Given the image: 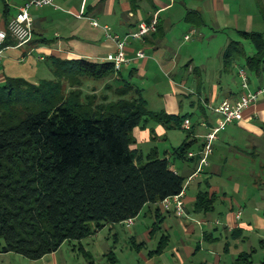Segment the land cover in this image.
<instances>
[{"label":"crops","instance_id":"0c3cea01","mask_svg":"<svg viewBox=\"0 0 264 264\" xmlns=\"http://www.w3.org/2000/svg\"><path fill=\"white\" fill-rule=\"evenodd\" d=\"M26 1L0 0V31L5 30ZM54 3L58 9L31 11L33 37L27 44L2 48L0 84L7 78H21L32 84L46 81L38 79L52 74V62L56 60L103 63L115 46L101 30L92 27L90 20L109 26L123 37L140 23L157 17L158 32L144 42L130 45L127 51L130 63L119 71L118 77L106 82L104 89L114 94L117 83L128 81L144 92L134 82L146 80L150 72L152 76L167 77L171 91L158 93L163 105L150 111L190 121V153H198L205 136L223 121L211 108L225 100L234 102L243 94L240 70L246 72L251 90L264 86V65L258 74L250 73L245 60L255 53L244 50L248 41L244 34L264 37V0H54ZM232 43L240 45L242 55L225 70L224 52ZM184 44H188V49L181 53ZM210 45L216 47L215 57L209 54L199 57V53L190 50ZM141 51L145 57L139 59L136 54ZM211 63L214 65L210 66ZM249 76L256 78L252 82ZM150 79L153 78L147 80ZM150 122L146 128H136L132 133L131 148L144 157L140 144L161 138L168 142L169 134L176 130L172 124H158L156 120L153 123L157 122V127L148 130ZM170 148L162 158L167 157L173 171L188 181L183 190L184 216L178 217L173 209L161 212L160 230L166 234L163 237L168 242L175 232L180 238L169 250L174 263L187 264L191 257L204 252L210 257L201 264H234L242 254L249 256L246 264H252L257 250L264 254V97L245 110L240 121L229 123L218 132L208 165L201 172H197L195 158L178 160L171 156L177 148ZM153 150L160 154L157 148ZM200 192H206L212 199L208 211H195ZM156 208L149 206L144 216L155 219ZM154 253L142 254L144 264H162ZM223 257L230 259L223 261ZM231 259L234 262H229Z\"/></svg>","mask_w":264,"mask_h":264},{"label":"trees","instance_id":"16d2710c","mask_svg":"<svg viewBox=\"0 0 264 264\" xmlns=\"http://www.w3.org/2000/svg\"><path fill=\"white\" fill-rule=\"evenodd\" d=\"M244 36L255 48L245 66L258 74L264 37ZM7 46L17 42L8 37L2 47ZM241 55L240 45L230 44L224 69ZM51 67L52 80L7 78L0 84V253L36 261L67 241L135 220L147 206H157L151 233L160 230L162 202L180 195L186 179L156 150L144 157L132 149V133L151 120L183 129L186 139L171 156L185 160L192 147V130L183 128L186 118L150 111L142 91L128 81L117 83L116 101L104 97L97 104L95 96L84 97L85 81L119 76L110 63L56 60ZM211 203L200 192L195 211H208ZM162 238L158 254L167 244ZM248 257L242 254L234 264H246Z\"/></svg>","mask_w":264,"mask_h":264},{"label":"rangeland","instance_id":"374dc122","mask_svg":"<svg viewBox=\"0 0 264 264\" xmlns=\"http://www.w3.org/2000/svg\"><path fill=\"white\" fill-rule=\"evenodd\" d=\"M244 44V50L247 53H255V48L251 42L247 41ZM187 47L188 44H184L180 50L181 53L185 52V50L188 49ZM190 50L192 53H199V57H205L208 54L215 57L214 54L216 47L215 45H210L209 47L197 49L190 48ZM213 65L214 64L212 63L210 64V66ZM231 73H229V75ZM48 75L49 76H41L38 80H52V74L50 73ZM152 75L154 74L150 72L147 79L148 77L153 79L141 80L140 82H134V84L139 85L144 90V92H142V96L149 102L148 109L157 110L163 105V101L158 97V93L160 95H164L166 92L171 91V88L167 77ZM255 78L256 77L249 76V79L252 82ZM108 81L110 82L111 79L85 83L82 88L83 96H95V102L97 104L104 102L103 97H108L109 102L116 101L117 98L114 94H110L104 89V85L106 86V84L109 83ZM130 84L132 83L130 82ZM93 87L94 89H92ZM153 121L154 120H151L149 126L147 127L148 130L153 128L155 129L157 127V122L153 123ZM169 137L170 141L168 142H165L164 140L162 141L161 138L158 139L157 142H143L139 147L143 151L145 157L152 151V149L157 148L160 153L159 156L162 158L167 148L171 149L170 147L172 146L178 148L182 144V141L186 138V132L183 129H176L169 134ZM186 182L188 183L187 180ZM147 212L148 207L141 212V214L135 219L134 225L130 228H127L125 223L107 225L81 241L65 242L57 252L49 254L36 261L29 260L14 253H0V264H113L114 258L116 261L115 264H144L142 254L148 255L150 251L155 252L154 257H157L160 263L175 264L171 258L172 256L169 253V250L177 244L180 238L175 232L174 234L172 233V237H174L169 240L172 242L168 241L167 246L162 249V252L160 254L156 253L162 246V237L166 234L161 230H157L154 233H147L148 230L152 231V225L155 221L153 217L149 218L144 216ZM145 233H147V235ZM209 257L210 256L206 255L204 252H200L197 256L191 257L187 264H201L202 262L208 261ZM229 259V257H223V261ZM233 259L229 262H234ZM252 264H264V254L262 250H257L256 254H254Z\"/></svg>","mask_w":264,"mask_h":264},{"label":"built area","instance_id":"2783aa9c","mask_svg":"<svg viewBox=\"0 0 264 264\" xmlns=\"http://www.w3.org/2000/svg\"><path fill=\"white\" fill-rule=\"evenodd\" d=\"M47 7H53L58 9L54 3V0H29L26 1L20 8L17 15L9 22L7 29L0 31V55L2 46L8 37L17 42V46L27 44L33 37V23L30 13L32 10H39ZM82 19V15L77 16ZM90 20V19H89ZM92 27L101 30L106 40L113 42L115 50L112 53L107 54L103 62L110 63L114 66L116 72L122 70V68L130 63L127 51L130 45L134 42H144L145 38L157 33L159 21L157 17H154L149 22L140 23L137 28L127 35L121 37L113 32L109 26L101 25L95 20H90ZM189 37H186L188 40ZM137 58H144V53L138 52ZM239 76L242 81L243 94L241 97L230 102L225 100L218 106H215L212 111L215 114L220 115L223 118L220 126L211 131L205 136L203 148L198 153H189L188 158L199 157L197 172H201L202 168L208 165L209 157L213 152V145L218 139V132L222 130L227 124L240 121L243 117V113L252 104L256 103L260 98L264 97V86L251 90L249 87V80L244 70L239 71ZM185 130H190L191 123L187 119L183 124ZM163 210L173 209L178 217L184 216V202L183 192L180 195L166 199L162 202ZM240 213L238 214L239 217ZM127 228H130L134 224V219H130L125 222Z\"/></svg>","mask_w":264,"mask_h":264}]
</instances>
